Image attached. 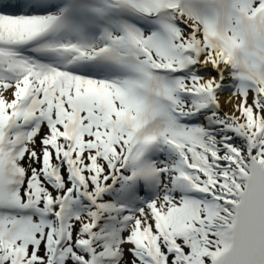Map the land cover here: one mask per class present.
Returning <instances> with one entry per match:
<instances>
[{
    "label": "snow or ice",
    "instance_id": "1",
    "mask_svg": "<svg viewBox=\"0 0 264 264\" xmlns=\"http://www.w3.org/2000/svg\"><path fill=\"white\" fill-rule=\"evenodd\" d=\"M0 264H264V0H0Z\"/></svg>",
    "mask_w": 264,
    "mask_h": 264
},
{
    "label": "bare ground",
    "instance_id": "2",
    "mask_svg": "<svg viewBox=\"0 0 264 264\" xmlns=\"http://www.w3.org/2000/svg\"><path fill=\"white\" fill-rule=\"evenodd\" d=\"M222 99H224V97H222ZM227 107H230V105H229V106H227Z\"/></svg>",
    "mask_w": 264,
    "mask_h": 264
}]
</instances>
